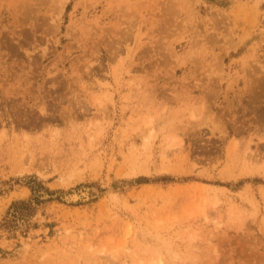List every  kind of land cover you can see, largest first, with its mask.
<instances>
[{
	"label": "rangeland",
	"instance_id": "374dc122",
	"mask_svg": "<svg viewBox=\"0 0 264 264\" xmlns=\"http://www.w3.org/2000/svg\"><path fill=\"white\" fill-rule=\"evenodd\" d=\"M59 1L0 0V264H264V0Z\"/></svg>",
	"mask_w": 264,
	"mask_h": 264
},
{
	"label": "trees",
	"instance_id": "16d2710c",
	"mask_svg": "<svg viewBox=\"0 0 264 264\" xmlns=\"http://www.w3.org/2000/svg\"><path fill=\"white\" fill-rule=\"evenodd\" d=\"M28 187L32 193V199L29 202H25V201H20V202H16L12 205L11 210V216L13 218H20V217H26L28 215L24 214V210H28L30 207V203L32 201H34L35 203H38L40 200L37 197V193L39 191V189L42 188V186L40 184H36V186H33L31 184H28ZM33 203V202H32Z\"/></svg>",
	"mask_w": 264,
	"mask_h": 264
},
{
	"label": "bare ground",
	"instance_id": "6f19581e",
	"mask_svg": "<svg viewBox=\"0 0 264 264\" xmlns=\"http://www.w3.org/2000/svg\"><path fill=\"white\" fill-rule=\"evenodd\" d=\"M60 1H61V3H63V2H64V1L62 2V0H60ZM60 1H59V3H60ZM59 5H60V6H58V8H57V9H58V10H59V9H60V10H62V6H63V4H59ZM59 12H60V11H59ZM51 20H52V19H51ZM53 27H54V26H53ZM149 138H150V137H149ZM148 143H149V142H148Z\"/></svg>",
	"mask_w": 264,
	"mask_h": 264
}]
</instances>
